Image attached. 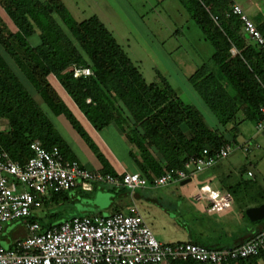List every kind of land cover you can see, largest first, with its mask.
Returning a JSON list of instances; mask_svg holds the SVG:
<instances>
[{
	"label": "trees",
	"instance_id": "16d2710c",
	"mask_svg": "<svg viewBox=\"0 0 264 264\" xmlns=\"http://www.w3.org/2000/svg\"><path fill=\"white\" fill-rule=\"evenodd\" d=\"M179 1L213 47L210 62L201 64L189 81L220 125L224 128L232 124L230 129L209 128L200 112L181 101L165 82L147 83L97 16L77 21L62 0H0L17 38L28 42L37 34L39 40L36 45L26 46L34 62V67H30L0 30V44L11 58L6 61L0 54V119L7 121V128L0 131V149L23 164L32 155L29 143L38 140L45 148L58 146L66 159L77 160L50 113L64 116L94 150L69 104L95 130L117 124L136 148V156L132 153V157L147 178L151 173L161 175L165 170L182 168L190 156L203 148L213 150L236 142L237 114L255 122L261 117L264 53L243 32L239 17L231 14V0ZM214 16L218 17L217 22ZM256 27L264 37V22L258 21ZM231 47L236 49L235 55L231 54ZM74 67L89 68L92 73L75 77ZM60 90L68 96V102ZM102 162L106 163V159ZM103 167L101 172L116 175L107 163ZM99 186L104 185L94 184L92 191ZM107 189L129 191L125 187ZM65 196L66 193L53 194L49 199L43 198L42 204L48 208ZM36 215L26 221L38 222L42 230L64 221L51 209ZM198 218L193 213V226ZM259 221H264V217ZM190 234L191 242L212 248L195 232ZM259 260L264 264V252L228 258L224 264H259ZM169 264L209 263L188 259Z\"/></svg>",
	"mask_w": 264,
	"mask_h": 264
},
{
	"label": "built area",
	"instance_id": "2783aa9c",
	"mask_svg": "<svg viewBox=\"0 0 264 264\" xmlns=\"http://www.w3.org/2000/svg\"><path fill=\"white\" fill-rule=\"evenodd\" d=\"M231 1V14L239 17L243 32L264 53V37L241 5ZM213 19L217 22L218 17ZM230 52L237 53L234 47ZM91 73L89 68H73L75 77ZM259 111L261 117L255 126L264 132V106ZM29 148L32 155L23 164L0 149V233L7 223L17 220H25L27 231L11 248L0 245V264H169L188 259L224 264L228 258H246L264 252V229L240 245L220 249L191 241L160 242L135 204L126 212L106 216H74L46 230H42L38 222L26 221L43 208V198L49 199L53 194L73 189L90 192L94 184L125 187L133 192L181 183L188 178L195 181L194 206L206 213H223L233 206L231 196L212 185V176L199 180L198 175L225 159L233 150L230 145L213 150L203 148L190 156L182 168L165 170L161 175L152 174L150 178L138 172L113 175L92 171L77 160L66 159L58 146L45 148L38 140H32Z\"/></svg>",
	"mask_w": 264,
	"mask_h": 264
},
{
	"label": "rangeland",
	"instance_id": "374dc122",
	"mask_svg": "<svg viewBox=\"0 0 264 264\" xmlns=\"http://www.w3.org/2000/svg\"><path fill=\"white\" fill-rule=\"evenodd\" d=\"M233 1L240 4L251 17L256 10L262 11L264 15V0ZM62 2L77 21L85 20L92 15L97 16L112 33L115 41L138 68L147 83L161 84L165 82L181 101L193 105L200 112L209 128L224 131L232 127V124H228L224 128L220 125L215 114L208 108L189 81V77L201 64L210 62L213 47L204 39L202 31L179 0H62ZM251 4L253 5L251 6ZM0 30L28 65L34 67L33 60L26 52V46L36 45L39 41L38 35H32L28 42L19 39L15 30H12V26H8L4 22L0 26ZM0 54L6 61H11L1 44ZM60 95L68 102L66 94L62 92ZM41 105L48 111L43 103ZM48 114L60 134L77 149L79 156L88 159L84 163L86 168L99 171L98 166L103 167L106 163L108 164L102 160L107 158L109 160L111 155L116 154L115 146L118 142L109 140L107 136H104V132L97 133V135L100 134L99 136L86 132L93 144V150L64 116ZM73 114L82 127L88 129V125L82 117L83 114L76 108L73 109ZM235 122L234 137L236 142L230 144L231 148L235 147V149L232 150L228 158L218 162H222L221 167H217L215 164L213 169L216 171L226 167L228 170L231 169L238 179L255 181L261 187H255L259 189L257 191L259 195L256 197L259 199V196H264V132L257 130L253 119L244 118L240 113L237 114ZM115 126L118 127L117 124ZM6 128L7 121L0 119V131ZM107 145L109 148L105 147ZM238 146L246 147L247 151L238 148ZM132 153L136 156V151H132ZM116 155L119 157L118 151ZM111 162L113 163V160ZM134 162L136 163L135 160ZM248 171L251 175L247 174ZM210 181L213 186H218L216 176L211 177ZM194 187L195 181L191 180L185 184L176 182L149 190L148 194L153 197L152 202L149 201L151 210L146 213L145 210L141 211L143 215H146L148 223L152 224L154 236L158 241H184L190 232H194L193 227L195 228V226L192 225L191 219L188 217L191 216L189 211L193 209ZM254 190H250L246 195L255 196ZM79 191H77L76 200L71 198V195L75 194L70 193L68 200H59L48 208L43 206L40 213L51 209L57 213L59 220L69 216H83L88 213H108L112 210L111 202L117 201L121 196L118 191L108 190L107 186L97 187L92 192ZM131 194L136 197V190ZM146 202L148 203V201ZM242 221L245 223L244 220ZM13 223V225L17 224L15 221ZM13 225H10L9 228ZM238 227H240L238 222L233 218V221L227 222L224 228L232 233L237 231ZM226 230H223L224 233Z\"/></svg>",
	"mask_w": 264,
	"mask_h": 264
},
{
	"label": "crops",
	"instance_id": "0c3cea01",
	"mask_svg": "<svg viewBox=\"0 0 264 264\" xmlns=\"http://www.w3.org/2000/svg\"><path fill=\"white\" fill-rule=\"evenodd\" d=\"M252 5L253 4H251V6ZM251 6H247V7L250 8ZM246 14L255 23L256 26H257L258 21L264 22V15H263L262 11L256 10L252 17L247 12H246ZM3 22L8 26L9 25L13 26L10 18L8 17L3 6L0 3V26L2 25ZM12 30H14L13 27H12ZM62 92H63V94H65V92L63 90L60 93L62 94ZM68 101H69V98H68ZM69 107L71 108L72 111L75 108L71 104H69ZM82 117H83L85 123H87V125H88V129L84 128L87 133H89V134L92 133L95 136H99L100 134L97 135V133L104 132V136H107L109 140H111L113 142H115V141L118 142L115 147H116V154H117V151L119 152V157H117V155L114 153V156L111 155V159H109V160H108V158L106 159V162H108V165L111 168V170L113 171V173H115L116 175H121L124 172H138V173H140V170H139L138 166L136 165V163L134 162V160H133L134 158L132 157V151H136V149H134V147H132L129 144V142L126 140L124 135L120 132V129L118 127H116L114 123L108 124L107 126L102 128L101 130H95L88 123V121L85 119V117L83 115H82ZM64 139L70 145L73 153L77 157V160L84 167H87L84 163L88 159L85 157L82 158L81 156H79L77 149L73 146V144L71 142H69L66 138H64ZM102 139L105 141L103 136H102ZM118 145H119V148H117ZM105 147L109 148L108 145ZM238 148L244 150L243 146H238ZM234 149H235V147H233V150ZM245 151H247V150H245ZM229 155L226 158H228ZM111 160H113V163L111 162ZM159 160H161V159H159ZM221 164H222V162L216 163V166L221 167L222 166ZM234 167H235V165H234ZM103 168L104 167H102V166L97 167V169H99V171H102ZM92 171H94V170H92ZM248 172H247V174H248ZM239 173H240V171H239ZM151 175H152V173L150 174V176ZM211 176L212 177L216 176L217 185H218L217 187L222 192L229 194L231 196V198L233 200V206L228 211H225L223 213L212 214V213H206L203 211H199L194 206V204L191 203L193 209H191V211H189L191 216H188L191 219V222H193L192 221L193 213L194 214L196 213L200 216V219L198 218L199 220L195 221L196 226H195V229H193V231L196 233V236L201 237V239L206 241L207 245H210L212 248L218 249V248H227V247H233V246L240 245L241 243L245 242L246 240L252 238L254 235H256L260 231H262L264 229V221H259L262 218L259 220L252 221L246 215V210L248 208L256 207V206H259L262 204L264 205V196H259L260 197L259 199L256 198L259 195V193L257 192L259 189H256L255 187H260V186L257 185V183H255V181L251 182L249 180L243 181L242 179H238L236 174L233 173L231 171V169L228 170V168H226V167H225V169L221 168V169H217L216 171H214V169L212 167V175ZM150 189H153V188L147 187V188L137 189L136 190V197L132 196V194H131L132 192H129L127 190H126V192L125 191L124 192L119 191V193L121 194L119 199L117 201H112L110 204L111 209H112L111 212H108V213H101V212L100 213H88V214H83V215L106 216V215H110V214H113V213L119 212V211L120 212H126L127 208L130 205L135 204V205H137V207H138L143 219L145 220V222L152 229V224L150 225L148 223L146 215H143L142 211H141V210H143V211L145 210V213H146V212H149V210H151V208H150L151 205H150L149 201L152 202L153 197L148 194ZM252 189H255L253 191V194H255V196L246 195V193L249 194V191ZM78 190H80V189H73V190L68 191L66 193V196L64 199L68 200V196H70V193H74L75 195H71V198H74V200H76L75 197L77 196ZM79 192H83V191L80 190ZM142 196H143V198H142ZM153 196L157 197L158 195H153ZM146 201H148V203ZM253 201H255V202H253ZM256 201H258V202H256ZM41 211L42 210H40L37 213V215H40ZM44 213L45 212H43L42 214H44ZM210 216H213L214 218H211ZM72 217H74V216H69L68 218H65L63 220H67V219H70ZM235 217H237V218H235ZM195 218H196V215H195L194 219ZM233 218L238 222L240 227H238L237 231L229 233V231H227L226 228H224V227H225L227 222H232ZM238 220H240V221H238ZM242 220H244L245 223H243ZM15 222H17V224H15V225H13L14 224L13 222L7 223L4 226L3 231L0 233V245L4 248L11 247L13 245V243L16 241V239L25 237L27 234V231L25 228V220H17ZM10 225H13V226L11 228H9ZM223 230H226V233H224ZM152 231H153V229H152ZM191 235L192 234H188L187 238L184 241H191L190 240ZM160 242L172 243V242H166V241H160ZM176 242H178V241H176ZM181 242H183V241H181ZM258 263L263 264V261L259 260Z\"/></svg>",
	"mask_w": 264,
	"mask_h": 264
},
{
	"label": "water",
	"instance_id": "95a60500",
	"mask_svg": "<svg viewBox=\"0 0 264 264\" xmlns=\"http://www.w3.org/2000/svg\"><path fill=\"white\" fill-rule=\"evenodd\" d=\"M212 175V169H208L206 171H204L203 173L198 175V179L199 180H203L204 178L211 176ZM190 179H185L183 181H181V184H185L187 182H189ZM246 215L249 217L250 220L255 221V220H259L261 218L264 217V205H259L256 207H250L246 210Z\"/></svg>",
	"mask_w": 264,
	"mask_h": 264
}]
</instances>
